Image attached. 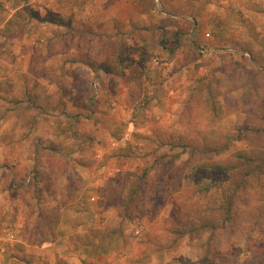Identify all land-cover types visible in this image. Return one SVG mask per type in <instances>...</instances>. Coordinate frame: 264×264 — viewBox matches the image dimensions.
<instances>
[{
	"label": "rangeland",
	"instance_id": "374dc122",
	"mask_svg": "<svg viewBox=\"0 0 264 264\" xmlns=\"http://www.w3.org/2000/svg\"><path fill=\"white\" fill-rule=\"evenodd\" d=\"M25 1L0 0V21ZM90 1L68 0L69 10L88 17ZM114 1L128 21L106 17ZM98 2L97 32L82 17L72 27L66 21L74 36L60 41L64 57L50 50L58 40L20 36L32 19L29 30L46 36V15L33 18V8L3 25L18 35L0 44V62L15 66L0 77H17L20 98L25 90L41 111L50 84L59 96L75 88L73 98L89 108L80 128L95 132L87 146L80 147L91 136L76 143L71 133L55 145L60 152L46 149V140L34 148L32 180L16 188L34 196L23 200L18 226L22 198L13 205L2 192L14 194L12 182L0 184V211L9 210L0 219V264H61L46 239L73 232L79 252L98 254L63 264H264V0ZM62 57L87 65L75 68ZM62 118L51 120L59 126ZM65 119L69 130L76 119ZM10 158L0 150V167H13ZM50 168L55 175L47 178ZM48 185L66 196V207L46 198Z\"/></svg>",
	"mask_w": 264,
	"mask_h": 264
},
{
	"label": "crops",
	"instance_id": "0c3cea01",
	"mask_svg": "<svg viewBox=\"0 0 264 264\" xmlns=\"http://www.w3.org/2000/svg\"><path fill=\"white\" fill-rule=\"evenodd\" d=\"M33 0H27L25 2H21L18 6L16 7H10L9 11L7 12V17L4 19V21H0V26H1V30H0V44H3L4 41H11L14 42L16 41V39H13V37L15 35L18 34H14V33H6L4 30V23H6L9 19V17H11L13 15V19L15 18L16 21H18V11L24 7V6H29L30 9L33 8L34 11V16L33 18H38V16L44 17L46 15V19H42L40 18V22H44L46 24V36H43V32H41V30H38L37 32H32L29 30V27L33 24V21L35 19H32L30 21H28V26L24 29H21L22 32L20 33V36L22 37H44L46 38V43L47 41L50 42H54L55 40L59 41V44L57 45V47H54L53 44L50 47V50L52 49L53 52H56L58 54L57 57H60L61 55H66V50L65 49H61V40H64L62 38H65V36H74L72 33L74 32V28H68L67 24L69 22L71 27L73 26V23L75 22L74 19H78L80 17H82L81 19L84 21H89L90 22V26H91V30L94 32H97V25L95 26V21L99 20L98 17V12H99V7L97 9V11H93L94 7H96L99 2L98 0H93L90 2H93V6L91 7V12L89 13L90 16H85V14L87 12H82L81 10V14L79 13L78 16L80 17H76V15L74 16L73 14L74 11H76V7H73V10L69 8L73 5L71 2H68V0H36V4H34L32 2ZM35 1V0H34ZM88 3V2H87ZM128 4V3H127ZM115 5H119L118 1H114L111 5H110V9H106L105 13H106V17L107 18H111V20H123V21H128L129 20V15L127 16L125 13L122 12H118V14H116L114 12L113 6ZM75 6V5H73ZM91 6V3H90ZM112 6V7H111ZM75 8V9H74ZM87 8H84V10H86ZM67 10V11H66ZM69 10V11H68ZM38 11V12H37ZM66 11V13L68 12L70 15L74 16V18L70 17H65L64 12ZM95 12H97V15H95ZM15 13H17L16 16ZM83 15V16H82ZM89 18V19H88ZM28 20V19H27ZM69 22H66L68 21ZM14 24V23H13ZM16 25H13V27L15 28ZM95 26V27H94ZM66 27V28H65ZM68 28V29H67ZM116 29H112V32L109 33L108 35H115L116 34ZM45 35V34H44ZM43 38V39H44ZM18 40V39H17ZM49 45V44H46ZM15 47V48H14ZM2 48H6V46H2ZM16 48L18 50H16ZM23 48V46H22ZM10 49L12 51V53L14 52H18L20 49L19 45H10ZM32 53L33 47L30 48ZM64 57V56H63ZM61 58L58 59L60 60V63H65L67 64L68 62H64L66 58ZM67 57V56H66ZM75 58H73L72 60H74ZM82 61V60H80ZM78 59L74 60L75 64L72 63H68V64H72L73 67L75 68H82V67H86L87 64H84V62H80ZM14 62L13 61H9V62H0V70L3 69L5 70V68L9 67L10 68H15V66H13ZM58 64L54 65L53 67L56 68ZM23 67L26 69H28L29 64L28 62L23 65ZM60 67V66H59ZM58 67V68H59ZM98 72L100 74H102V76L106 77L108 72L103 71V69H105V67L103 68V66H100L98 68ZM3 70H1L3 72ZM108 76V75H107ZM71 78H77L76 75L73 74V76H71ZM107 80V78H105ZM71 84L75 85L76 80L73 82H71ZM99 85L103 84V80L100 79V81L98 82ZM20 85H19V80L17 77L13 78V77H0V150H9L11 153V158H10V163L12 165H14L13 167H9V169L5 166L0 167V184H4L7 181L12 182L10 184L11 188L14 191L13 193H10L9 189H5L2 192H5L4 196L5 197H9V195L14 199V198H22L19 199L20 204H17V210H14L15 214V226L20 225L19 223L20 221V206H22L21 204L23 203V200L26 202L28 200H30V198L32 196H34L33 194L30 193V191H27L26 193L21 192V191H17L16 188L18 186V188L20 186L23 185V183H27L29 182L31 179L30 176V172L28 171V168L30 165L35 164V159L32 157L33 154V150L34 148L37 146V148H41L44 141L46 140V149L49 148V150H52L53 152H60V148L56 147L55 145L62 143L61 139H63L64 134H68L69 136L71 135V133L73 134V137L71 138V140H76L75 142L77 143V139L80 138V136L84 135L83 130L80 128V123H79V118L83 115L86 114L88 111L89 112V108L83 106L82 104V100L80 101L79 99L77 100L75 97L73 98L74 92H73V88L70 93L65 96L62 92H60L62 95H56L55 93V89L54 86L52 84H50L47 89H46V102H43V106L46 105V109L42 110L41 109H34V96L29 94V93H25L24 92L21 93L22 98H20L19 96V89ZM54 91V92H53ZM102 91V89H101ZM96 98H99V95L96 96ZM19 99L21 101H19ZM83 99V98H82ZM55 102H59L58 105L56 106ZM5 104V105H4ZM7 104H10L9 106H6ZM23 105V106H22ZM86 110V111H85ZM98 111L96 110L94 113H97ZM47 117V118H46ZM53 117H63L62 118V122L59 126L55 125V123L51 120V118ZM69 117L70 120L71 118H74L76 120H72L71 123L69 122V126L71 127L69 130L67 129V124L68 121L66 122V119ZM78 118V119H77ZM73 124V125H72ZM72 125V126H71ZM99 125V124H98ZM97 125V126H98ZM65 128V129H64ZM129 129V128H127ZM91 133H88L87 136H91L88 139H85L84 142L80 145V147L83 146H87L91 144V140L92 137H94V128L88 129ZM87 130V131H88ZM107 132V130H106ZM109 132V131H108ZM96 135V134H95ZM86 135H84V138H87ZM107 137V136H106ZM126 137V136H125ZM124 137V138H125ZM108 139L112 140V135L111 133H108ZM82 140V139H79ZM103 141V140H101ZM103 142H98L95 144H102ZM77 145V144H76ZM95 149L99 150V145L96 146ZM26 152V153H25ZM100 155V154H98ZM1 164V163H0ZM47 169L50 166V163H47ZM53 171V168H50L49 170H46V177L47 178H52L53 175H55V173H51V171ZM67 174V173H64ZM46 178V180H47ZM16 180V181H15ZM50 180V179H48ZM14 181V182H13ZM48 187V188H47ZM46 187V190L44 189V195H46L47 199H52V198H58V202H56L57 204H59L60 208H64L67 206V203L65 202L66 196H64V194H62L61 192L55 191L56 189V185L54 187H52L51 185H48ZM68 192L72 193V190H68ZM1 194V193H0ZM32 196H31V195ZM1 197V196H0ZM3 197V196H2ZM8 200V199H7ZM15 201V199H14ZM17 202L15 201L13 203V205H15ZM46 205H50V206H46L47 208L52 207L51 203L49 204V202L46 201ZM23 207V206H22ZM27 208V207H26ZM9 209V208H8ZM9 210H4L1 209L0 211V219L2 220L1 216H3L5 213H7ZM18 214H17V212ZM23 211H26L23 209ZM25 217L26 214L24 213ZM23 224V223H22ZM58 227H60L58 225ZM54 238V239H53ZM46 239V246L52 245L53 249L55 250L53 257H55L54 259L61 262V264L64 263V261L66 260L67 262L69 260H75V259H79V261H82L84 259V255H80L78 253H74L71 252L69 249H67L66 243L63 241H60V236L55 238L53 237ZM36 244H41V243H36ZM48 249H46V259L47 260H51L52 254L47 252ZM43 254V253H42ZM110 257H113L110 255ZM97 258V257H94ZM92 260V258H90ZM113 259H115L113 257ZM65 261V262H66ZM77 261V260H75ZM51 262V261H49Z\"/></svg>",
	"mask_w": 264,
	"mask_h": 264
},
{
	"label": "trees",
	"instance_id": "16d2710c",
	"mask_svg": "<svg viewBox=\"0 0 264 264\" xmlns=\"http://www.w3.org/2000/svg\"><path fill=\"white\" fill-rule=\"evenodd\" d=\"M165 60H166V58H163L162 60H157L158 61V63H160V64H163L164 62H165ZM150 79H152L151 77H150ZM52 232L55 230V228H58V226L55 224V225H53L52 226ZM59 234V233H58ZM60 234H61V231H60ZM65 234V233H64ZM74 235H75V233L73 232V234L72 233H69V236H67L66 234L64 235V237L65 238H62L63 240H62V242L64 241L65 243H66V246L68 247L69 245L71 246H69V250L71 251V252H74V253H78V254H80V255H84V256H94V255H97L98 254V252H93V251H89V252H87V251H80L79 252V248H80V246H82V243H73V241H75L74 240ZM76 250H78V251H76ZM101 252H104L105 250H100Z\"/></svg>",
	"mask_w": 264,
	"mask_h": 264
},
{
	"label": "built area",
	"instance_id": "2783aa9c",
	"mask_svg": "<svg viewBox=\"0 0 264 264\" xmlns=\"http://www.w3.org/2000/svg\"><path fill=\"white\" fill-rule=\"evenodd\" d=\"M138 231H136V233H137Z\"/></svg>",
	"mask_w": 264,
	"mask_h": 264
}]
</instances>
